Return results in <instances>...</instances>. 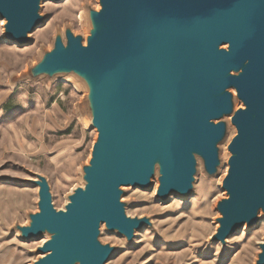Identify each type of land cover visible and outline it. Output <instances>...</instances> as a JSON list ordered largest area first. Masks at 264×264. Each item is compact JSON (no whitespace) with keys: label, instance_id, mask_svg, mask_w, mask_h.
I'll use <instances>...</instances> for the list:
<instances>
[{"label":"water","instance_id":"obj_1","mask_svg":"<svg viewBox=\"0 0 264 264\" xmlns=\"http://www.w3.org/2000/svg\"><path fill=\"white\" fill-rule=\"evenodd\" d=\"M102 2L97 14L86 12L97 18L95 26L105 24L107 30L89 36L85 46L70 38L69 49L60 47L56 58L61 68L73 66L76 72L78 67L91 76L86 67L96 62L107 76L102 86L94 78L93 94L100 98L93 123L101 139L92 149L89 186L73 192L66 210L53 212L46 184L38 181L41 214L25 232L40 234L46 227L55 236L47 243L52 252L36 264H102L107 251L94 243L98 223L125 231L136 226L119 211L120 186L147 181L157 162L163 170L159 193L166 195L175 184L183 191L191 174L193 143L202 148L211 167L221 127L211 129L205 120L224 109L226 99L212 100L201 93L225 88L230 80L224 76L244 62L245 76L234 85L247 108L233 117L238 136L229 149L237 156L230 160L231 175L224 182L230 197L220 206L216 236L222 239L246 218L250 224L264 206V0ZM36 7L37 0H0V15L12 37L23 39L39 20ZM225 43L233 62L215 53ZM133 44L141 48L136 55ZM116 53L122 57L115 60ZM160 150L162 164L156 159Z\"/></svg>","mask_w":264,"mask_h":264},{"label":"rangeland","instance_id":"obj_2","mask_svg":"<svg viewBox=\"0 0 264 264\" xmlns=\"http://www.w3.org/2000/svg\"><path fill=\"white\" fill-rule=\"evenodd\" d=\"M99 9L100 0H37L39 23L23 39L10 35L0 15V264H36L52 252L47 243L54 234L25 232L41 214L38 181L46 184L53 212L63 211L68 194L89 186L92 149L101 139L93 123L100 96L68 81L74 67L61 68L56 58L60 47L69 49L70 38L85 46L89 36L107 30L101 24L85 32L79 22L80 11L97 14ZM215 53L235 60L228 43ZM247 65L224 76L230 80L225 88L201 93L226 99L225 108L205 120L211 129L221 127L211 167L193 143L183 191L175 184L166 195L159 193L160 164L147 181L118 188L119 211L136 226L125 231L98 223L94 243L107 251L102 264H264V206L247 227L241 224L222 239L216 236L220 206L230 197L224 182L237 156L229 149L238 136L233 117L247 108L234 81L245 76ZM86 68L102 86L107 76L96 62ZM161 155L162 150L156 159L162 164Z\"/></svg>","mask_w":264,"mask_h":264},{"label":"bare ground","instance_id":"obj_3","mask_svg":"<svg viewBox=\"0 0 264 264\" xmlns=\"http://www.w3.org/2000/svg\"><path fill=\"white\" fill-rule=\"evenodd\" d=\"M35 5H36V1H35ZM104 7V3L102 2V0H100V10L101 11ZM67 8V7H66ZM78 18H79V22L81 24V26L83 27L84 31L85 32H88V30H90L92 28V26H95L96 24H98V20L97 18L92 15L91 13L89 12H86V11H80L79 12V15H78ZM4 21V20H3ZM2 22V21H1ZM0 22V24H2ZM5 24L8 23V21L5 19ZM39 23V20L35 21L33 24L30 25V27H28V29L26 30V33H29L31 30H33V28ZM17 41V40H16ZM139 44V43H138ZM138 44H133V45H130L131 49H132V54L136 55L137 54V51H139L141 48ZM81 69H79L78 67L76 68V72L73 74H70L67 78L68 81L70 82H74L79 88L80 90H85L87 87H91L93 88V90H90L92 92H96L97 90V81L94 79V77L91 76V74L87 73V74H84V73H81ZM88 89V88H87ZM244 109V108H243ZM256 118V117H254ZM159 128L161 129V134H162V137L164 138L165 136V130L163 129L164 128V123H160L159 124ZM157 165V162L154 163V166ZM73 192H71L70 194H68V196L66 197V204L64 205L63 207V210H66V208L68 207L69 204H72L71 202V198L73 196ZM181 199L183 198V195H180ZM261 211V209H258L256 211V214H259ZM262 212V211H261ZM98 216V215H97ZM100 216H98L99 218ZM101 218V217H100ZM101 221V219H99ZM103 222V221H101ZM241 224H244L246 227L249 225V219L246 218L243 223ZM240 224V225H241ZM240 225H237V226H240ZM236 226V227H237ZM221 227V225L219 226V228ZM235 227V228H236ZM114 228V227H112ZM249 229V228H248ZM49 230L44 227V229H42L40 231V234H44V235H49ZM53 234V233H52ZM51 234V235H52Z\"/></svg>","mask_w":264,"mask_h":264}]
</instances>
